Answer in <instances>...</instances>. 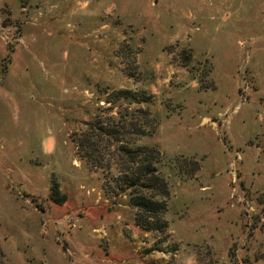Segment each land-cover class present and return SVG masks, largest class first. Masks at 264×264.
<instances>
[{
    "label": "rangeland",
    "instance_id": "obj_1",
    "mask_svg": "<svg viewBox=\"0 0 264 264\" xmlns=\"http://www.w3.org/2000/svg\"><path fill=\"white\" fill-rule=\"evenodd\" d=\"M0 264H264V0H0Z\"/></svg>",
    "mask_w": 264,
    "mask_h": 264
},
{
    "label": "trees",
    "instance_id": "obj_2",
    "mask_svg": "<svg viewBox=\"0 0 264 264\" xmlns=\"http://www.w3.org/2000/svg\"><path fill=\"white\" fill-rule=\"evenodd\" d=\"M132 93L133 92H130L128 90H118L115 92L116 98H109L108 102L115 105L119 101L129 100ZM143 134H144L143 131L139 132V136H142ZM149 165L150 164H148V166L141 165L138 167L137 169V173L139 174L138 179L140 178L139 180L141 181V184L139 185L141 189H144V190L151 189L154 192H151V195L148 196L146 194H143L141 192L142 190H139L140 191L139 193H136L133 196H131L130 203L132 206L137 208L139 211L144 212L148 215H152V214L157 213L160 210L163 211L165 209V202L155 200L154 196L160 195L162 197H166L168 192H167L166 187H164V185L160 183L162 182L160 178L156 174H154V172H156V168L154 166L151 167ZM148 174H150L151 177L145 179ZM151 179L155 181L154 184H156V186L151 183ZM135 182L136 180L126 179V183L129 186H134ZM139 223L144 226L143 228L146 231H149L150 229H152L150 226H145L141 221H139Z\"/></svg>",
    "mask_w": 264,
    "mask_h": 264
}]
</instances>
